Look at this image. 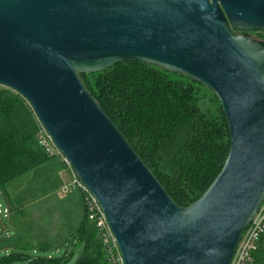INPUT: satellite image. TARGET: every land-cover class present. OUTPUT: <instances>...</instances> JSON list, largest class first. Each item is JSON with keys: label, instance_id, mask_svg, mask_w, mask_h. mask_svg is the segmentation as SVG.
Segmentation results:
<instances>
[{"label": "water", "instance_id": "95a60500", "mask_svg": "<svg viewBox=\"0 0 264 264\" xmlns=\"http://www.w3.org/2000/svg\"><path fill=\"white\" fill-rule=\"evenodd\" d=\"M236 31L243 32L236 34ZM264 0H0V86L21 95L102 208L124 264H231L264 203ZM139 62L212 91L227 159L187 207L82 74Z\"/></svg>", "mask_w": 264, "mask_h": 264}, {"label": "trees", "instance_id": "16d2710c", "mask_svg": "<svg viewBox=\"0 0 264 264\" xmlns=\"http://www.w3.org/2000/svg\"><path fill=\"white\" fill-rule=\"evenodd\" d=\"M82 79L170 196L183 207L198 200L221 171L231 145L227 118L216 95L182 74L139 62L118 63L82 74ZM0 87V191L8 195L11 183L53 157L38 141L40 124L30 104ZM74 240L83 244L74 264H109L100 233L86 210L69 242ZM19 248L1 257L0 264L17 260L62 264L68 255L58 261L32 257ZM252 264H264V236Z\"/></svg>", "mask_w": 264, "mask_h": 264}, {"label": "rangeland", "instance_id": "374dc122", "mask_svg": "<svg viewBox=\"0 0 264 264\" xmlns=\"http://www.w3.org/2000/svg\"><path fill=\"white\" fill-rule=\"evenodd\" d=\"M250 36L264 41V31L252 32ZM1 89V87H0ZM51 147L58 151L51 143ZM65 173V172H63ZM66 178H67V174ZM65 177V176H64ZM47 175L42 169L34 170L25 177L11 183L7 188V194L14 199L13 219L18 230V245L29 251V256L49 258L54 257L62 264H74L80 256L83 244L78 240L71 241L68 232H75L76 225L82 215L83 201L79 190H73V200L64 201L63 196L54 193V186L46 183ZM43 183V185H42ZM72 192V191H71ZM8 199L0 191V246H10V239L17 236V232L10 224V219L5 215L8 207ZM84 218V215H83ZM82 218V220H83ZM12 228V229H11ZM0 249V258L8 255L7 247L3 252ZM10 264H28L27 261H14Z\"/></svg>", "mask_w": 264, "mask_h": 264}, {"label": "built area", "instance_id": "2783aa9c", "mask_svg": "<svg viewBox=\"0 0 264 264\" xmlns=\"http://www.w3.org/2000/svg\"><path fill=\"white\" fill-rule=\"evenodd\" d=\"M38 141L51 157H60L61 161L70 171V180L62 187V193L67 194L73 190H79L86 210L88 220L98 229L102 238L107 261L109 264H124L117 239L108 224L106 216L100 207L97 199L89 189L78 179L71 168L69 161L58 150L51 147L53 139L51 135L40 125ZM1 214V205H0ZM10 209H5V215L9 217ZM264 236V203L258 210L255 218L249 224L238 245L231 264H252L255 260V253L259 250L260 243Z\"/></svg>", "mask_w": 264, "mask_h": 264}, {"label": "crops", "instance_id": "0c3cea01", "mask_svg": "<svg viewBox=\"0 0 264 264\" xmlns=\"http://www.w3.org/2000/svg\"><path fill=\"white\" fill-rule=\"evenodd\" d=\"M37 169H42V170H44V172H46V175H47V178H45L46 179V183L48 184V182H49L51 185L54 186L53 189H55L54 193L56 195L59 194L61 197L63 196V198H65V199H63L64 201H70V200L72 201L73 200V198H74L73 197V191L69 192L67 194H63L62 193V187L66 183H68L69 180H70V171H69V169H67V167L64 165V163L61 161L60 157H53V158L49 159L43 165L33 169L31 172H33L34 170L36 171ZM63 172H65V173H63ZM65 174H67V178H66ZM42 185H43V183H42ZM5 196L8 199L7 200L8 201V208L10 209V214H9V217H8L10 219V222L8 223V226H6L4 229L7 230V232H6V234H7L8 233V229H10V224L13 223V224H11V226L13 227V229H15V232H17L16 233L17 234L16 238L14 237L13 240H12V238L10 239L11 240L10 241V246L9 247L6 246L7 247L6 251L8 253L9 251H12V250L14 251L16 249H20L19 247H21V245L20 246L18 245V238H19L18 235L19 234H18V230H17V227H16V223H15V221L13 219V215H14L13 212H14V208H15V205H14V202H13L14 199L11 197L10 194H9V196L5 194ZM80 196L82 198L81 193H80ZM84 213H85V208H84V204H83V206H82V215H81V218H80L79 222L76 225L77 228L81 224V221H82ZM73 231L68 232V234L73 233ZM68 242H69V240L66 243H68ZM3 251H5L4 248H2L1 252H3Z\"/></svg>", "mask_w": 264, "mask_h": 264}, {"label": "flooded vegetation", "instance_id": "af4514ba", "mask_svg": "<svg viewBox=\"0 0 264 264\" xmlns=\"http://www.w3.org/2000/svg\"><path fill=\"white\" fill-rule=\"evenodd\" d=\"M243 32L236 31V34H242ZM252 33V32H251Z\"/></svg>", "mask_w": 264, "mask_h": 264}]
</instances>
